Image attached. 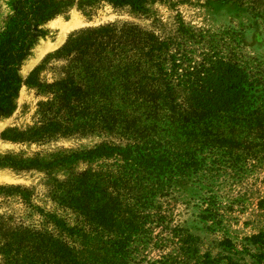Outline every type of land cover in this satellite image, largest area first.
<instances>
[{
  "label": "rangeland",
  "instance_id": "rangeland-1",
  "mask_svg": "<svg viewBox=\"0 0 264 264\" xmlns=\"http://www.w3.org/2000/svg\"><path fill=\"white\" fill-rule=\"evenodd\" d=\"M17 1L0 0V46L17 37L11 35ZM73 13L88 24L62 35L60 24ZM102 26H109L116 40H129L126 49L112 54L129 59L126 67H116L121 84L130 87L127 105L110 109L120 111L118 117L107 110L108 103H95L94 93L84 104V91L76 92L67 77L69 59L52 58L73 33ZM39 27L41 35L15 71L22 79L15 109L0 115V158L11 157L2 163H34L30 169L0 164V188H9L0 190V264H83L82 238L67 228L83 216L66 206L62 189L85 171L95 174L96 194L86 193L83 201H95L98 216L92 227L86 220L83 227L95 229L90 240L100 248L123 244L126 252L116 256L128 264H264V125L233 120L238 114L216 122L209 114L197 117L206 119L208 131L203 134L198 125L191 131L196 164L159 174L155 183L149 175L118 179L125 164L120 156L63 159L103 144L131 143L122 135L128 125L145 129L147 86L157 83L158 72L145 60L148 34L155 35L150 41L163 43L151 55L159 54L175 87L151 92L160 100L161 117H179L178 104L189 97L181 74L216 58L248 74L263 116L264 0H148L144 10L104 1L81 7L75 0ZM10 47L16 46L9 42L0 48L8 54ZM41 66V82L66 79L62 99L27 82ZM0 80L5 94L7 81ZM55 158L59 163L52 166ZM17 186L26 190L12 189Z\"/></svg>",
  "mask_w": 264,
  "mask_h": 264
},
{
  "label": "trees",
  "instance_id": "trees-1",
  "mask_svg": "<svg viewBox=\"0 0 264 264\" xmlns=\"http://www.w3.org/2000/svg\"><path fill=\"white\" fill-rule=\"evenodd\" d=\"M75 0H18L15 8L18 12V21L13 25L11 35L12 40L6 39L0 47H5L7 43L13 42L16 47H10L11 52L6 54L0 48V79L5 83V94L0 92V115L11 113L15 109L13 100L17 95L22 83L21 77L15 71L20 67L21 61L29 53L31 45L41 35L40 24L51 17L68 10ZM108 2L116 7L131 6L136 10H144L145 3L148 0H78L81 7L92 6L100 2ZM110 26V25H109ZM109 26L86 29L73 33L67 42L61 47L52 58L69 59L67 65V77L72 80V85L76 92L84 91L83 103H88L89 95L97 96L95 103L103 106L109 104V110L113 117H118L120 111L110 110L113 106L127 105L129 100L130 87L122 85L119 75L116 71L117 65L126 67L129 59L118 60L112 54L117 49H126L129 45L128 38L123 43L116 40L111 33ZM151 37L154 34H148L146 49L148 55L146 62L154 63L158 69L155 74L157 83L147 86L148 97L145 99V111H148L145 120V129H133L128 125L129 131L123 132L131 143L121 144H103L93 149L82 152H71L64 156L65 160L78 161L80 159H90L96 157L120 156L125 160V164L118 171V179L130 180L132 176L137 178L149 175L152 179L159 177L166 171L176 168L177 171L186 170L197 162L196 155L192 152L194 140L190 137L191 131L200 126L201 132L205 134L208 131V122H202L206 119H197V117L215 118V122L226 114H238V119L244 122H258L264 125V115H260V109L257 104V91L255 85L249 80L248 74L236 67V65L225 62L222 58L210 59L207 65L201 62L194 71L181 74L187 77L181 86L188 92L189 97L178 104L180 110L179 117H161L156 109L160 110V100L152 97L151 92H167L175 89L172 86L171 78L165 71L163 61L159 54L151 55V52L159 49V43ZM149 43V45H148ZM121 46V47H120ZM177 65H175L176 67ZM173 67V69H175ZM45 66H41L28 79V83L37 85L40 89L50 88L55 99H62L65 95L66 79L57 80L46 84L39 79V73ZM120 69V68H118ZM154 80V79H153ZM184 80V78L182 79ZM181 80V81H182ZM1 81V80H0ZM120 87L121 94L117 93ZM2 94V95H1ZM119 96V98H118ZM218 119V120H217ZM212 120V119H211ZM212 124V123H211ZM211 126V125H210ZM5 134H3L4 136ZM6 136V135H5ZM29 138L28 140H32ZM10 156L1 157V165H9L15 169H30L34 165L31 163H22L19 165L13 159L11 162L2 163L10 159ZM55 158L52 166H56L59 160ZM40 167V165H38ZM95 174L87 171L81 172L76 177L68 180V187L62 189L68 207L74 209L79 217L83 219L77 226H69L70 235H77L82 238V258L83 264H128L123 257H117L116 254L122 251L126 252V247L122 245H110L108 247H99L100 244L91 241L94 239V230H88L83 227L85 220L88 227L97 223L98 205L94 202L84 203V195L89 193L92 197L96 194V186L92 185ZM89 177V178H88ZM140 179V178H139ZM89 182V183H88ZM9 190V188H0V190ZM14 190H26L21 186L12 188ZM56 218V216H54ZM82 218V217H81ZM12 246L10 243L3 248L8 249ZM75 248V247H74Z\"/></svg>",
  "mask_w": 264,
  "mask_h": 264
},
{
  "label": "bare ground",
  "instance_id": "bare-ground-1",
  "mask_svg": "<svg viewBox=\"0 0 264 264\" xmlns=\"http://www.w3.org/2000/svg\"><path fill=\"white\" fill-rule=\"evenodd\" d=\"M98 21V20H96ZM99 22V21H98ZM88 24V22L86 20H84V18L77 14V13H73L72 18L70 21H68L65 24H60V27L62 29V35L67 34L68 32L78 28V27H82L84 25Z\"/></svg>",
  "mask_w": 264,
  "mask_h": 264
}]
</instances>
